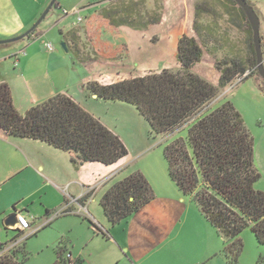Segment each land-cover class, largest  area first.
<instances>
[{
    "label": "crops",
    "instance_id": "obj_1",
    "mask_svg": "<svg viewBox=\"0 0 264 264\" xmlns=\"http://www.w3.org/2000/svg\"><path fill=\"white\" fill-rule=\"evenodd\" d=\"M49 1L33 0L32 6L27 0H0V40L26 33ZM91 2L81 4L80 10L86 11V15L79 17L84 22H95L101 27L100 37L95 40L89 38L94 45L95 57L84 60L79 49H73L75 45L80 48L77 37L80 32L74 26H64L60 29L64 42L73 45L71 49L67 47L68 51H60L56 46L50 51L46 47L47 41L40 45L32 43L34 40L28 38L0 44V81L9 84L14 104L22 115L32 106L56 94L65 93L116 132L129 148L134 139L142 140V130L128 129L127 122L123 126L120 123L112 126L107 114L101 111V106L125 104L136 107L122 101L99 98L88 91L86 83L98 81L111 84L129 79L132 70H138L137 67L150 72L181 69L177 59L179 40L186 34L200 41L194 24L197 4L202 3L199 0ZM225 2L230 10H234L236 19L239 17L242 20L238 6L228 0ZM251 4L259 15L262 27L261 10ZM209 11L203 5L200 23L206 46L203 47L201 61L192 67V71L218 85L221 71L217 68V59L238 54L246 57L248 50L245 47L239 49L227 34L221 35L216 26L203 23L202 16ZM155 17L159 18L157 22H153ZM131 23L138 26H131ZM69 32H72L71 35ZM39 33L41 36L45 32L40 30ZM24 43L27 45L24 46ZM221 92L206 109L219 101ZM136 114L140 120L147 122L137 109ZM246 124L254 136L255 164L262 175L255 187L264 191V115L253 128ZM129 156L130 152L111 165L86 162L76 168L69 152L40 140L11 136L0 127V191L8 186L13 191L8 198L9 210L6 212L7 208L0 209V221L6 225L11 214L22 213L32 221L33 226L37 223L44 225L52 214L66 208L65 213L38 232L56 223L58 227L61 221L66 220V228L62 230L59 226L56 231L58 234L52 242L54 245L58 243L57 247L62 244L71 253L72 260L79 261V264H229L224 254L227 241L219 230L218 234L215 233L213 224L204 216L193 198L179 189L169 172L168 176L179 193L184 199L189 198L199 216L206 219L207 224L191 230L193 234L189 237L194 236L193 239L185 241L184 234L172 227H157L156 230L151 228L153 226L142 229L133 225L134 219L155 198L117 224L108 220L100 202L94 207L99 194L102 197L113 183L131 174L128 169ZM88 193L91 196L81 202ZM14 225L5 227L18 234ZM57 247L52 264L57 259Z\"/></svg>",
    "mask_w": 264,
    "mask_h": 264
},
{
    "label": "trees",
    "instance_id": "obj_2",
    "mask_svg": "<svg viewBox=\"0 0 264 264\" xmlns=\"http://www.w3.org/2000/svg\"><path fill=\"white\" fill-rule=\"evenodd\" d=\"M228 1L238 6L242 14V20L238 17L234 24L246 35L248 53L246 57L238 54L217 59L216 65L221 71L218 85L192 71L201 61L206 46L200 23L203 5L199 3L194 26L201 39L181 36L177 51L181 69L151 71L111 84L90 81L86 87L104 100L135 106L156 135L175 133L190 125L186 136L175 138L165 146L169 176L184 194L193 198L225 238L224 254L229 264H239L245 229L250 227L257 242L264 246V191L255 187L262 177L255 164V140L232 101L224 102L211 112L205 108L235 80L261 76L247 15L235 0ZM158 20L155 17L153 22ZM131 26L138 25L131 23ZM39 35L36 28L27 38L35 40ZM261 42L264 47L262 36ZM66 45L70 48L67 42ZM259 87L264 93V80ZM0 127L11 136L40 140L69 152L76 168L86 162L111 165L129 154L127 145L116 132L65 93L32 106L22 115L14 104L9 84L0 81ZM90 196L91 193L86 194L81 202ZM154 198L150 181L141 170H136L113 183L101 197L100 204L108 220L117 224ZM22 235L18 231L15 239ZM30 236L4 253H1L4 249L1 244L0 264L25 262L29 258L25 242ZM67 253L59 244L53 264H68ZM258 264L264 263L261 260Z\"/></svg>",
    "mask_w": 264,
    "mask_h": 264
},
{
    "label": "rangeland",
    "instance_id": "obj_3",
    "mask_svg": "<svg viewBox=\"0 0 264 264\" xmlns=\"http://www.w3.org/2000/svg\"><path fill=\"white\" fill-rule=\"evenodd\" d=\"M52 1L53 0L49 1L33 25L41 18ZM91 1L92 0H56L57 5L52 7L50 12L37 27L38 32L41 30L45 33L37 37L32 43H39L41 45L47 41L56 46L58 50L66 51L62 45L64 38L60 33V29L64 26H74V29L80 32V36L77 34L80 48H77V45L74 47L73 45L70 46H72L73 49H79L82 58L84 60L86 59V61L95 57V52L93 50L94 45L89 38L95 40L96 37H100L101 27L95 22L78 21L79 16L86 15V11L83 9L80 10L81 4L85 2V4H91ZM199 1L210 10L208 13L203 14L201 19L203 23L206 22L209 25L212 24L216 26L218 32L221 35L227 34L230 37V41L239 49H241V47L247 48L246 35L242 29L234 24V20H236L237 16L233 9L230 10V6L226 4L225 0ZM249 1L257 5L261 10L262 27L260 28V33L264 43V0ZM27 3H30V5L32 3L33 6V0H27ZM64 10H67L68 14H65ZM75 10L78 12L73 14L72 11ZM33 25L31 27H33ZM71 33L72 32H69V35H71ZM25 45H27V43H24V46ZM262 51L264 56V47H262ZM136 69L138 70H132L131 78L134 76H142L150 72L143 71L139 67ZM234 82L232 86L225 88L224 92H221L222 97L208 109V112L216 109L226 101H232L243 115L249 127L253 128V126L259 123L260 117L264 115V94H262L259 87L260 84H263V79L261 77L257 79L251 77L242 80L241 78ZM123 105L124 106H108V104H103L101 106V111L103 114H107L112 126L118 123H120V126H123V124L127 122L128 129L142 130V140L132 139L134 142L131 143L128 148L130 152L128 169L130 173L136 170H141L143 173L145 172L144 174L150 181L156 195L151 204L143 209L139 216L134 219L133 225L142 229L145 226H153L151 228L156 230H158L157 227L162 229L172 227L174 230L177 229L180 233L184 234L185 237L183 239L185 241L193 239L194 236L189 237L192 233L191 230H196L199 226L207 224L206 219L199 216L190 199H184L176 188V185L170 180L167 161L164 156L165 146L175 138L186 136L190 125H186L175 133L156 135L152 133L149 124L145 122V120H140V118H138V114H136V109L134 107ZM142 168L146 171H143ZM8 187L0 191V209L7 208L6 212L9 210L7 207L9 202L8 198L13 194L11 187H9V189ZM100 200L101 197L99 194L94 201V207L98 206ZM66 223V220L61 221L58 227H56V223V225L48 226L36 235L30 236L25 242L29 258L22 264H52L55 250L58 245V243L54 245L52 241L58 234L56 233V231H58L57 228L60 226L61 229L64 230L66 228ZM40 225H42V223H37L34 227ZM5 226L6 225H3L2 222L0 223V245L4 244V249L1 250V253L7 251L6 249L11 245V242L17 234V232L12 231L11 228L7 230ZM213 228L215 229V233L218 234V229H216L214 225ZM28 234L29 231H26L25 236ZM22 238L23 237L20 236L16 241H20ZM242 238L244 241V249L239 258V264H258L261 260L264 263V246L257 242L250 227L243 231ZM20 259L22 260L21 256Z\"/></svg>",
    "mask_w": 264,
    "mask_h": 264
},
{
    "label": "water",
    "instance_id": "obj_4",
    "mask_svg": "<svg viewBox=\"0 0 264 264\" xmlns=\"http://www.w3.org/2000/svg\"><path fill=\"white\" fill-rule=\"evenodd\" d=\"M55 1L56 0L52 1V3L48 6L46 11L41 16V18L26 33L18 37H15V38L0 40V44L10 43V42H14V41H17L23 38H27L30 32L36 29L39 26V24L44 20L46 15L52 9ZM235 1L245 11L247 18L250 22V25L252 27L253 39H254V43L256 46V53H257L258 71H259L261 78L264 80V56H263V51H262V42H261V33H260L261 22H260L259 15L257 11L255 10V8L247 0H235ZM62 45L65 48V50L68 51L66 43L63 42ZM14 224H16V213L11 214L6 220V225L9 226V225H14Z\"/></svg>",
    "mask_w": 264,
    "mask_h": 264
},
{
    "label": "built area",
    "instance_id": "obj_5",
    "mask_svg": "<svg viewBox=\"0 0 264 264\" xmlns=\"http://www.w3.org/2000/svg\"><path fill=\"white\" fill-rule=\"evenodd\" d=\"M73 14H75L76 12H78L77 10L72 11ZM65 14H68L67 10H64ZM82 17H78V21H81ZM46 47L48 50L53 51L54 50V45L51 42H47L46 43ZM66 208L59 210L57 212H55L54 214H52L51 218L47 219L46 223L42 226H45L47 224H49L54 218H56L57 216L63 214L66 212ZM42 226L40 227H34L32 221L24 214L22 213H17L16 214V224L13 226L14 229H16L17 231H20L23 233V235L21 237H23L22 239H20V241H16L13 240L11 242V245L6 249L7 251L14 248L15 246H17L18 244H20L26 237L35 234L36 232H38ZM29 231V234L27 236H25V232ZM67 258L69 259V263L68 264H74V260H72V256L71 253H67Z\"/></svg>",
    "mask_w": 264,
    "mask_h": 264
}]
</instances>
